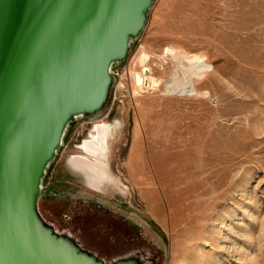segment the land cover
I'll return each instance as SVG.
<instances>
[{
    "label": "rangeland",
    "instance_id": "rangeland-1",
    "mask_svg": "<svg viewBox=\"0 0 264 264\" xmlns=\"http://www.w3.org/2000/svg\"><path fill=\"white\" fill-rule=\"evenodd\" d=\"M195 58L210 69L181 96ZM113 73L105 112L72 124L48 173L44 219L75 181L141 229L147 264H264V0H156ZM105 125L99 163L81 149Z\"/></svg>",
    "mask_w": 264,
    "mask_h": 264
},
{
    "label": "water",
    "instance_id": "water-1",
    "mask_svg": "<svg viewBox=\"0 0 264 264\" xmlns=\"http://www.w3.org/2000/svg\"><path fill=\"white\" fill-rule=\"evenodd\" d=\"M155 2L0 0V264H107L57 233L39 201L72 124L105 112Z\"/></svg>",
    "mask_w": 264,
    "mask_h": 264
},
{
    "label": "flooded vegetation",
    "instance_id": "flooded-vegetation-1",
    "mask_svg": "<svg viewBox=\"0 0 264 264\" xmlns=\"http://www.w3.org/2000/svg\"><path fill=\"white\" fill-rule=\"evenodd\" d=\"M74 182L67 180L62 184L65 190L60 198L53 192L56 199L47 204V207L49 214L55 218V224L46 222L56 232L58 225L61 235L71 237L84 251L106 263V259L100 258L99 253L109 256L131 253L127 257L116 258L111 263L120 259L137 258L142 264H147L141 229L124 211L116 209L96 193L83 189L81 183L76 186ZM81 189L83 192H78ZM150 261L153 263L154 259Z\"/></svg>",
    "mask_w": 264,
    "mask_h": 264
},
{
    "label": "bare ground",
    "instance_id": "bare-ground-1",
    "mask_svg": "<svg viewBox=\"0 0 264 264\" xmlns=\"http://www.w3.org/2000/svg\"><path fill=\"white\" fill-rule=\"evenodd\" d=\"M169 52H170V50H168V53ZM193 64H194L193 67L188 72V73H190L189 81L186 82L185 84H183V86L181 88L176 89V91L179 92V94L181 96H193V95H195L197 93V90H196V87H195L194 79L202 77L210 69V66L207 65L203 60H201V58L200 59H196ZM174 80L175 79L173 77L171 79L169 85H167L169 88L174 87V83H175ZM104 127H106V125L105 126H96V128L94 129V135L92 137L93 140L92 141H87L86 140V142L83 143V148L81 150L83 151L84 154L93 155V156L95 154V155L98 156V159H100L101 157L104 158V156H105L104 148L106 146V145L105 146L103 145L104 144L103 142L106 139V136H105L106 135V129ZM98 159H97V161L99 163H101L102 162L101 159L100 160H98ZM85 160H87V159H85ZM77 165L75 167H79L81 169V170L79 169L80 171H84V169H82L80 167L81 163L77 164ZM97 171H98V175H97L96 180L100 181V183L102 181H107L108 180L109 177L103 175L101 170H99V169L94 170V173L97 172ZM112 182H113V180H112ZM115 185H116V183H115Z\"/></svg>",
    "mask_w": 264,
    "mask_h": 264
}]
</instances>
